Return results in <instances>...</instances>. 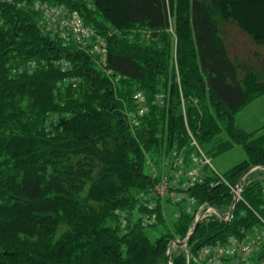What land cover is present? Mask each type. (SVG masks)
<instances>
[{"label":"trees","instance_id":"1","mask_svg":"<svg viewBox=\"0 0 264 264\" xmlns=\"http://www.w3.org/2000/svg\"><path fill=\"white\" fill-rule=\"evenodd\" d=\"M243 1L264 0H117L120 13L111 0L73 1V7L89 12L99 34L118 31L108 38L107 61L114 74L142 81L154 93L158 77H166L169 107H153L149 114V129L140 134L148 145L156 141L160 122L167 125L170 143L176 134L184 142L188 126L200 145L220 137L219 122L226 123L221 140L228 141L217 152L242 144L246 153L244 162L226 175L233 184L249 168L264 165V128L250 134L235 123L245 105L264 96V67L232 57L226 41L225 29L234 24L264 47V25L251 26L236 10ZM14 10L7 9L13 28L0 27V264H168L170 242L186 237L189 216L156 241L143 228L122 230L113 223L115 211L132 197L127 198L128 192L152 184L144 173L141 144L122 109L130 92L116 88L84 51L45 37ZM137 26L150 30L155 42L130 39L129 31ZM171 26L178 73L169 72L172 37L166 31ZM162 42L163 48L156 46ZM29 56L48 65L11 75L10 66ZM65 58L76 67L69 78L83 79L73 88L80 90L79 99L59 93L58 84L66 76L54 63ZM208 95L213 114L192 106L186 125L183 98H200L205 105ZM55 112L68 115L47 126L45 116ZM261 182L244 190L248 209L237 205L231 221L214 217L201 222L189 240L192 251L258 225L253 210L262 204ZM192 192L221 211L233 202L224 183L205 181ZM173 261L184 264L185 259L173 255Z\"/></svg>","mask_w":264,"mask_h":264},{"label":"rangeland","instance_id":"2","mask_svg":"<svg viewBox=\"0 0 264 264\" xmlns=\"http://www.w3.org/2000/svg\"><path fill=\"white\" fill-rule=\"evenodd\" d=\"M74 0L62 1V0H0V27L3 29L13 28L9 17L7 15V9H15L14 11H20L27 17V21L33 22V24L40 29L45 37L51 39H58L63 42L64 45L71 44L76 45L77 49L84 51L95 64V68L102 71L116 86V88H122L130 94L127 95V102H123V113L128 119L130 130L132 135L138 139L143 151L144 161V173L147 177L152 179L151 186L145 189L132 188L128 193L131 197L128 205L123 209L115 211L117 219L113 220L115 225H119L122 230L127 227H139L145 229L146 233L152 241H156L166 234V229L175 230L177 224L183 218L184 215L189 216L192 219L191 229L193 222L200 210L203 208V203L198 200L192 194V188L197 184H202L205 181H209L210 184H225V179H221L217 174L227 175L234 167L244 162L246 159V153L242 144L235 145L229 150L218 153V145L221 142H227L225 139V127L226 123L221 125V136L214 141L211 139L204 140L202 145L199 144L197 138L193 135L190 128L187 126L189 132L188 137H182L184 142L179 139L178 134L174 136L173 143H170L166 132V124L160 122L158 132H156V141L151 145H148L147 138L141 133L149 129L148 121L151 119L150 113L155 110L153 107H164L166 104L169 107L168 99L169 93L165 89L166 77L161 75L155 86H152L156 92H150L148 85L142 81H125L121 76L114 74L109 68L106 52L108 54L109 36H113L118 31L111 28V32L108 36H102L98 33L96 26L88 17L89 12L81 11L79 7H73ZM117 0H111V3L115 6L117 12H121ZM174 4L176 0H173ZM170 0V4H171ZM175 6V5H174ZM92 6H90L91 8ZM94 9V8H91ZM38 10V11H37ZM236 10L243 20L249 23L255 28H261L264 25V1L262 2H237ZM37 11V12H36ZM92 19V18H91ZM174 25V18L172 19ZM170 37V52L169 59L170 70L169 72H177L176 61V40L174 37V27L166 31ZM226 41L229 47L230 55L243 62L259 65L264 67V47L255 44L252 38L246 34L243 30L238 28L234 24H229L226 29ZM130 39H137L142 43L148 45L155 40L151 39V31L134 27L129 31ZM163 48V42L156 44ZM107 46V47H106ZM30 49V48H29ZM29 51V50H28ZM48 65L47 60L39 61L28 57L26 60L19 64H13L11 68V75L23 73L25 70L34 71L40 69L43 65ZM10 65V63H9ZM54 66L58 67L61 73L66 76V79L61 80L58 84L59 93L65 96V93L69 92L73 97V100L79 99L78 93L80 90H74L81 86L80 77H70V72H74V63H71L69 59H61L54 63ZM178 80V79H177ZM170 86V84H169ZM58 97V94H57ZM56 97L57 102L59 98ZM167 99V101H166ZM64 101H66L64 99ZM77 101V100H76ZM205 105L201 102L200 98L190 97V102L183 98L182 111L185 117V124L188 125V110L195 107L199 111L205 107L208 113L213 114V101L207 96L204 100ZM66 103L60 102L62 109H66ZM151 109V110H150ZM68 115L66 112L50 113L45 116V123L47 126H53L59 121V118ZM153 118V117H152ZM137 120V121H136ZM157 117L154 115V121ZM153 121V120H152ZM235 123L245 132L255 134L264 128V96H260L257 99L249 102L245 105L235 116ZM223 134V136H222ZM222 137V138H221ZM224 137V138H223ZM143 141V142H142ZM143 145H142V143ZM211 142V143H210ZM208 158L211 160V164L218 172L215 173L211 167V164L207 162ZM183 161V164L179 162ZM179 166L178 169L176 167ZM226 181L232 183L226 176ZM255 181H262L261 188H264V170H258L245 180L240 194L242 199L239 203L240 208L247 207V202L244 199V190L248 189L250 183ZM234 196L233 188L236 184L228 186L225 184ZM162 188L160 194H155L153 190ZM169 190V192H166ZM179 192V193H177ZM177 198H183L181 203H176ZM246 203H245V202ZM255 207V206H254ZM258 207V206H257ZM228 207L225 206L222 212L226 213ZM258 212H262L264 216V205L261 204L258 208H255ZM244 211V210H243ZM119 213V214H118ZM214 218V215L207 216L205 221H209ZM122 221V222H121ZM255 229L247 230V228L241 231H249L256 234L259 227L258 225L252 227ZM241 234V232H240ZM239 234V235H240ZM180 239V238H178ZM175 258H185L186 251L183 248L174 247ZM186 264V262H184Z\"/></svg>","mask_w":264,"mask_h":264},{"label":"built area","instance_id":"3","mask_svg":"<svg viewBox=\"0 0 264 264\" xmlns=\"http://www.w3.org/2000/svg\"><path fill=\"white\" fill-rule=\"evenodd\" d=\"M179 162L183 164L182 160H179ZM178 168L179 166L176 167V169ZM225 184L231 186L226 180ZM162 190L165 189L157 188L153 192L160 194ZM240 191V188H233L234 196L238 200H243ZM166 192H169V190H166ZM262 198L264 205V188H262ZM183 200V198H177L175 201L176 203H181ZM253 212L259 220V229L256 234L243 230L241 236L233 235L223 242L217 241L214 244L205 245L195 254H192L184 246V249L189 253L186 264H264V216L255 210ZM214 213L211 207L204 204L197 216L203 215V217H207Z\"/></svg>","mask_w":264,"mask_h":264},{"label":"water","instance_id":"4","mask_svg":"<svg viewBox=\"0 0 264 264\" xmlns=\"http://www.w3.org/2000/svg\"><path fill=\"white\" fill-rule=\"evenodd\" d=\"M257 168H264V166H253V167H251V168H249L242 176H241V178L239 179V181H238V185L236 186V189H238L240 186H241V184H242V182H243V180L245 179V177L248 175V174H250L251 172H253L255 169H257ZM237 197H235V200H234V202H233V206H232V208L230 209V211H229V215L231 216L232 214H233V210H234V206L236 205V203H237ZM218 214L220 215V217L222 218V219H225V217H224V215L223 214H221L220 212H218ZM203 217V215L200 217V219ZM200 219L197 221V223H196V225H195V227H194V230H193V232H192V234L193 233H195V231L197 230V228H198V226H199V224H200ZM191 236V235H190ZM189 236V237H190ZM185 242L186 241H183V242H177V244L179 245V246H182V245H184L185 244ZM168 258L170 259L171 258V252H169V254H168Z\"/></svg>","mask_w":264,"mask_h":264},{"label":"bare ground","instance_id":"5","mask_svg":"<svg viewBox=\"0 0 264 264\" xmlns=\"http://www.w3.org/2000/svg\"><path fill=\"white\" fill-rule=\"evenodd\" d=\"M37 11H38V10H37ZM37 11H36V12H37ZM220 37H221V36H220ZM117 40H118V39H117ZM73 45H74V44H73ZM74 46H76V45H74ZM106 47H107V46H106ZM200 67H201V66H200ZM228 83H229V82H228ZM205 88H206V87H205ZM205 90H206V89H205ZM21 103H22V102H21ZM136 121H137V120H136ZM128 126H129V125H128ZM118 214H119V213H118ZM121 222H122V221H121Z\"/></svg>","mask_w":264,"mask_h":264}]
</instances>
